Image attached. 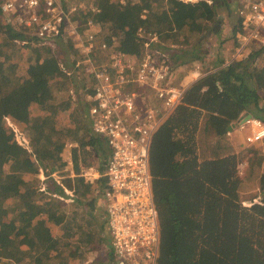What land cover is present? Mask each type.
I'll use <instances>...</instances> for the list:
<instances>
[{"label":"trees","instance_id":"1","mask_svg":"<svg viewBox=\"0 0 264 264\" xmlns=\"http://www.w3.org/2000/svg\"><path fill=\"white\" fill-rule=\"evenodd\" d=\"M93 5L95 12L82 11L81 25L93 20L98 43L117 46L134 58L144 52L145 38L140 36L151 34L170 46L191 45L184 53L197 60L223 12L235 25L234 40L240 31L228 0H133L123 5L93 0ZM3 17L0 13V260L21 264L34 252L47 256L69 246L76 235L96 237L84 232L83 218L84 226L77 224V209L66 214L59 198H66L68 190L79 195L75 208L86 205L82 199L92 185L79 175L60 181L53 175L64 165L63 151L73 144L78 145L72 151L76 174L82 171L80 162L84 168L96 165L86 145L100 156V174L109 151L92 131L89 106H84V114L78 110L85 77L68 69L71 60L64 65V59L74 55L68 40L53 42L60 54L51 45H22L25 33ZM26 54V71L19 73ZM216 57V68L186 90L151 142L149 170L161 235L157 264H264V200L242 202L240 161L235 153L225 154L223 144L231 125L242 117L252 114L264 121V54L254 50L247 60L226 66L224 56ZM56 87L68 93L71 88L77 101L71 94L58 102ZM263 158L255 152L251 161L261 166ZM41 174L51 182L47 189L40 187ZM261 181L264 184V172ZM58 226L64 237L53 234ZM101 234L95 240L108 244Z\"/></svg>","mask_w":264,"mask_h":264},{"label":"built area","instance_id":"2","mask_svg":"<svg viewBox=\"0 0 264 264\" xmlns=\"http://www.w3.org/2000/svg\"><path fill=\"white\" fill-rule=\"evenodd\" d=\"M117 1L123 5L133 0ZM85 9L97 10L93 0H0L3 19L27 37L22 45L31 40L54 46L59 38L70 43L75 54L71 69L85 77L83 97L92 131L109 148L102 176L114 260L116 264H157L161 235L149 170L151 142L186 90L209 72L196 70L178 84L180 76L168 51L174 46L156 35H141L145 38L143 54L128 56L117 46L98 43V26L93 20L81 25L78 16ZM236 13L240 31L224 66L247 60L254 50L264 54V0H237ZM245 125L250 129L249 145L264 141V121L253 118ZM93 173L90 169L81 176L93 182Z\"/></svg>","mask_w":264,"mask_h":264},{"label":"rangeland","instance_id":"3","mask_svg":"<svg viewBox=\"0 0 264 264\" xmlns=\"http://www.w3.org/2000/svg\"><path fill=\"white\" fill-rule=\"evenodd\" d=\"M81 15L82 14H80L78 18ZM220 18L221 19L219 20L218 24L212 25V31L207 33L206 39L204 40V43L202 44V51L204 53L208 52V54H211V53L215 54L216 52L220 51V47H222V49L225 52L227 51L232 40L234 43L236 41L234 40V38H232L233 34L230 36V32L232 30L235 32L233 28L234 23L229 18L226 19L227 18L226 16H222V17L220 16ZM224 19H226V21L228 20V22H225ZM104 32H106V30H104ZM29 43L31 44L32 41L30 40ZM68 47H70V43H68ZM180 48L183 51L192 49L191 45L185 46V47L180 46ZM54 50L57 53L60 52L58 45L57 46L54 45ZM168 51H172V50L170 49ZM69 52L70 54H72V51H69ZM74 56L75 54L73 55V57ZM28 57H29V54H26L25 57L23 58V62H22L23 66L19 67V73L21 72L24 73L26 71L27 65L25 61ZM62 57L64 59V56L60 55V58ZM73 57L65 58L64 65L66 66V64H69L70 60ZM212 60L216 61V58H212ZM209 65L212 66L211 63H209ZM70 66L68 67V69L71 70L72 66L71 67ZM257 67H262V66L261 64H259ZM53 91H54V95L57 97L58 102L66 101L67 99H69L68 92L66 90H59L56 87V88H53ZM72 96L75 100L77 99V96L75 93ZM80 112L84 114L83 110ZM240 123L241 122L238 121L236 122V126L232 125L234 126L233 131L234 129H241V126H243V124H240ZM238 134L239 135H237V137H231V134L229 133L223 138V144L226 146L224 153L226 154V153L232 152V153H235L239 158V161H240L239 162V176L241 177V179L244 180V186L240 192L242 202L248 203L249 201H252V200L262 201L264 200V184H262V181H261V176L264 172V158H263L264 157V141L256 143L254 145H249L246 142V137L248 135H245V134L241 135V131H239ZM233 141L236 143H233ZM255 152H259V154L263 158L261 166L251 161V158L255 155ZM62 154H63L62 157L64 159V164H65L66 163L65 159L67 160L69 156L65 158L66 150H64ZM251 166L253 167V171L251 169ZM66 170L67 168L64 167L63 165L61 169L55 171L53 175L55 180L60 181L61 179H63V175H64L63 173L64 172L66 173ZM42 176L44 175L43 174L40 175V180H41L40 187L43 186V189H47L49 186H51L50 185L51 182L46 181V178L43 179ZM59 198L62 200L63 203L66 204L65 205L66 210H67L66 214H68V216H71V212H73L74 210L73 208L75 207V204L70 205L68 203H71V202H68V203L65 202L67 198H62V197H59ZM88 202L90 203L91 201H88ZM91 206L92 208L87 205H80V207L76 208L78 209L77 212H79V215H80V217L78 216L79 220L77 221V224H81L82 226H84V220H85L86 224L84 226V232L93 237L94 236L97 237L99 234V230L102 229V225H104L103 222H104L105 209L101 208L102 212L97 211L98 203L97 204L95 203ZM90 213L93 214L94 216L93 217L89 216ZM82 218L84 220H81ZM90 219L92 221H89ZM90 223L94 224L91 226V228L86 226ZM63 226L65 225H62V227ZM92 232L96 235L92 234ZM53 234L58 237L65 236L64 232L59 226L53 228ZM96 237L92 239L90 237L78 238V235H76L73 240H70L67 242L69 246H65L63 249L56 248L55 250H52L47 256H43L44 253L41 254V253L34 252L30 258H26L25 261L21 264H35L37 261L38 262L41 261L42 264H116V261L114 259L117 260V257L114 251L112 250L111 246L110 245L108 246L107 243H103V240H95ZM101 237L104 239H107V237L109 238L108 232L102 231ZM63 239H66V238H63ZM82 245H86L90 247L92 246V248L96 250L89 251L88 249L83 248ZM111 255H113L114 258L111 257ZM5 259L6 258L1 257L0 264H17L13 260H5Z\"/></svg>","mask_w":264,"mask_h":264},{"label":"crops","instance_id":"4","mask_svg":"<svg viewBox=\"0 0 264 264\" xmlns=\"http://www.w3.org/2000/svg\"><path fill=\"white\" fill-rule=\"evenodd\" d=\"M229 3H230V7H231V10L233 11V13L236 15V17H238L237 13H236V9H237V0H228ZM234 6V7H232ZM222 16H226L228 19L229 18V15L227 14V12H223L221 17ZM221 19V18H220ZM225 22H228V20ZM235 26V25H234ZM220 27V25H219ZM234 28V27H233ZM234 31L232 30L230 32V36L233 34V37L234 38ZM162 40V39H161ZM230 42V41H229ZM164 43V42H163ZM165 44V43H164ZM228 44V43H226ZM167 45V44H166ZM175 49L172 50V53H171V63L173 65V68L176 70V73H177V76L179 75L180 78H179V81L177 82L178 84L181 83L184 81L186 82L187 80H189V77L191 76V73L196 71V70H199V71H205V72H211L209 70L211 69H215L216 68V65L215 63H217V54H220V57L221 56H224L226 58V60H229L230 57L232 56V53L234 51V47H235V43L231 42V44L229 45L227 51L224 52V50L222 49V47H220V51L216 52L215 54H208V52H201L200 55H198V59L197 60H194V61H191L190 59L193 58L191 55H188L186 56L184 51L181 50V48L178 46H174ZM177 53V54H176ZM228 56V57H226ZM212 58H216V61L212 60ZM208 63V64H207ZM209 63L212 64V66L209 65ZM215 64V65H214ZM214 65V66H213ZM217 69H219L217 67ZM81 80H84V85L86 83L85 79L81 78ZM176 83V82H175ZM75 90V89H74ZM81 90V89H80ZM84 91V90H83ZM82 91V92H83ZM72 89L70 88V91L68 93V96H70L72 94ZM80 105L78 104V110L79 111H82L84 106L85 105H88L86 102H85V99L83 97V95H80ZM75 100V99H74ZM77 101V100H75ZM261 102V105L262 107H264V100L260 101ZM83 104V105H81ZM253 116V115H252ZM88 118V117H87ZM86 118V120H88ZM244 117H242L239 122H241V120L243 119ZM238 122V121H237ZM242 124V123H240ZM233 125L236 126V122L233 123ZM241 126V125H240ZM231 127H233L231 125ZM230 129V128H229ZM229 133L231 134V137H237L238 132L241 131V135L245 134V135H249L250 134V129L247 125H244V126H241V129H233L230 131L228 130ZM244 135V136H245ZM104 142H105V147L108 149L109 151V148H108V145H107V142L106 140L103 138ZM233 143H236L233 141ZM87 146V151L91 153V155H93V163L96 164V165H92L90 168H84V166L82 165V162H80V166L82 168V171L80 174H76V169L78 168V165H74V162L72 160V151L74 148H77L78 145L77 144H73L69 147V149L66 150V156L65 158H67V160L65 159L66 163L64 164V167L67 168L66 170V173L64 172L63 174V178H70V179H75L78 177V175L81 177V175L84 174V172L90 170V169H94L95 170V173H93L94 175V180L93 182H89L92 187H91V192L90 194L87 195L86 198L82 199V201H84L85 203H87L86 205L87 206H90L92 208L91 205L93 204H97L98 203V208H97V211L99 212H102V209L101 208H104L105 209V212H104V227L100 230L102 231H107L108 232V235H109V228H108V225H107V213H106V208H105V198H104V191H105V186H106V180L105 182H99V179L100 178H104L102 175L103 174H100V172L98 171V168H97V164L98 162L101 160L100 159V156L95 152V150L93 149L92 146H90L89 144L86 145ZM71 148V149H70ZM85 159V158H84ZM108 160V159H107ZM43 179H45L46 177L45 176H42ZM105 179V178H104ZM85 182H88L85 180ZM66 198L67 200L65 202H71V203H68V204H75L76 200H79V195L78 194H74L68 190H66ZM88 201H91L90 203ZM66 205V204H65ZM74 210L76 209L75 207L73 208ZM78 210V209H77ZM78 215H79V212H77ZM90 215L94 216L93 214L90 213ZM99 230V231H100ZM107 239L110 241V236L109 238L107 237ZM110 244V242L108 243ZM111 246V244H110Z\"/></svg>","mask_w":264,"mask_h":264},{"label":"water","instance_id":"5","mask_svg":"<svg viewBox=\"0 0 264 264\" xmlns=\"http://www.w3.org/2000/svg\"><path fill=\"white\" fill-rule=\"evenodd\" d=\"M251 119H253V116L252 114H248L246 115L242 120H241V123L244 125L246 124L248 121H250ZM234 127V126H233ZM233 127H230V131L233 129Z\"/></svg>","mask_w":264,"mask_h":264},{"label":"clouds","instance_id":"6","mask_svg":"<svg viewBox=\"0 0 264 264\" xmlns=\"http://www.w3.org/2000/svg\"><path fill=\"white\" fill-rule=\"evenodd\" d=\"M253 118H254V117H253ZM244 125H245V124H244ZM244 125H243V126H244ZM228 134H229V133H228Z\"/></svg>","mask_w":264,"mask_h":264},{"label":"flooded vegetation","instance_id":"7","mask_svg":"<svg viewBox=\"0 0 264 264\" xmlns=\"http://www.w3.org/2000/svg\"><path fill=\"white\" fill-rule=\"evenodd\" d=\"M238 62H240V61H238Z\"/></svg>","mask_w":264,"mask_h":264}]
</instances>
